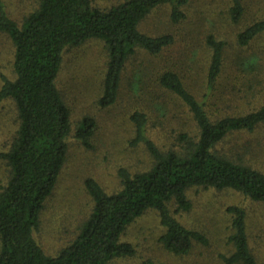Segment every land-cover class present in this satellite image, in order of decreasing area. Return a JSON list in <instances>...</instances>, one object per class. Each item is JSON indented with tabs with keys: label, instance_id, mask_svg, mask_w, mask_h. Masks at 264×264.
I'll return each mask as SVG.
<instances>
[{
	"label": "trees",
	"instance_id": "16d2710c",
	"mask_svg": "<svg viewBox=\"0 0 264 264\" xmlns=\"http://www.w3.org/2000/svg\"><path fill=\"white\" fill-rule=\"evenodd\" d=\"M188 4L189 0H121L100 7L92 0H39L17 22L0 0V33L13 46V78L2 77L0 105L11 100L17 117L12 141L7 149L0 147V161L9 168V176L0 186V264H112L134 254L133 245L122 241V236L148 210L159 216L164 249L184 256L195 244L207 246L209 241L203 231L183 225L175 216V212L191 209L190 189H229L264 204V171L218 149L233 132H251L264 123V88L257 92L262 102L254 109L212 118L204 100L223 75L224 42L209 34L203 99L173 69L156 77L162 90L186 107L196 134L181 132L175 145L164 150L149 137L146 114L133 111L129 116L134 127L131 144L143 146L151 159L148 167L130 170L120 166V187L114 193L107 192L95 178L86 177L82 183L92 207L75 237L54 254L45 251L36 238L40 214L65 164L68 138L73 133L70 108L57 84L65 52L90 40L104 44L107 61L97 105L108 108L118 100L126 62L140 51L159 55L174 41L169 31H143L145 19L165 5L169 22L183 23ZM243 13L241 0H231V21L239 23ZM262 34L264 16L243 27L236 41L245 47ZM96 126L93 117L84 116L75 127L74 138L86 149L92 147ZM227 211L230 248L221 255L223 264H258L249 244L245 209L231 205Z\"/></svg>",
	"mask_w": 264,
	"mask_h": 264
},
{
	"label": "rangeland",
	"instance_id": "374dc122",
	"mask_svg": "<svg viewBox=\"0 0 264 264\" xmlns=\"http://www.w3.org/2000/svg\"><path fill=\"white\" fill-rule=\"evenodd\" d=\"M121 0H92L95 6L108 7ZM9 15L17 22L33 11L39 0H4ZM242 19L233 23L231 0H189L187 19L172 25L167 7L156 8L144 21L142 30L150 34L169 31L173 43L153 56L140 51L131 57L122 73L119 97L108 108H100L97 99L106 68L107 52L99 40L68 49L58 76V87L70 108L73 133L68 138V152L58 181L40 214L36 238L50 254L59 251L75 237L80 224L88 217L92 201L83 183L93 177L109 193L119 187L120 166L135 170L147 168L150 157L143 146H133L134 127L129 120L135 110L147 117L149 137L162 149L175 145L181 132L196 134V127L186 107L159 86L156 77L167 69L177 71L190 90L203 99L205 74L210 49L206 36L213 34L224 42L223 75L212 94L204 101L212 118L254 109L262 99L257 93L264 88V34L249 45L237 44L236 35L243 27L264 16V0H241ZM13 46L5 33H0V86L2 77L13 78ZM256 91V93H255ZM256 94L253 95L251 94ZM249 97H252L250 100ZM261 101V102H259ZM91 116L96 121L92 147L86 149L74 138L77 123ZM17 117L14 103L7 99L0 105V147L7 149L15 130ZM220 152L264 171V123L253 131L230 134L218 146ZM9 176V168L0 161V186ZM191 209L175 212L185 226L203 231L208 245L195 244L190 253L175 256L167 252L160 236L164 232L156 211L148 210L125 230L122 241L134 247V254L115 259L112 264H223L221 255L230 246L231 205L241 206L247 215L249 244L258 264H264V204L248 200L233 190L192 188L188 191ZM173 207H171V210Z\"/></svg>",
	"mask_w": 264,
	"mask_h": 264
}]
</instances>
